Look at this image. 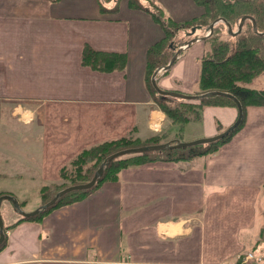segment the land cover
Returning a JSON list of instances; mask_svg holds the SVG:
<instances>
[{
	"label": "crops",
	"instance_id": "0c3cea01",
	"mask_svg": "<svg viewBox=\"0 0 264 264\" xmlns=\"http://www.w3.org/2000/svg\"><path fill=\"white\" fill-rule=\"evenodd\" d=\"M134 1L155 4L176 23L205 13L195 0ZM164 38L131 0H0V196L25 207L28 189L40 194L58 183L60 167L82 149L128 134L191 142L233 125L238 109L229 105L205 106L182 127L161 110L148 86V55ZM85 46L124 55V69L84 65ZM209 51L207 40L186 48L158 74L159 87L200 94ZM261 78L245 86L262 90ZM244 116L216 152L129 166L39 220L22 221L14 207L18 215H8L2 201L0 264H245L249 252L264 264V106H248Z\"/></svg>",
	"mask_w": 264,
	"mask_h": 264
},
{
	"label": "trees",
	"instance_id": "16d2710c",
	"mask_svg": "<svg viewBox=\"0 0 264 264\" xmlns=\"http://www.w3.org/2000/svg\"><path fill=\"white\" fill-rule=\"evenodd\" d=\"M131 1L132 5L151 13L154 20L160 24L165 33V38L149 50V74L158 66L167 65L175 52L182 45L188 43L189 40L205 36L210 24L218 18H224L234 26V24H238L242 16L251 15L257 21L258 30L264 32V0H195L198 5L204 8L205 13L200 19L185 23L174 22L170 17L166 16L162 8L153 3L149 5L150 7L144 8L138 1ZM247 25L250 31L247 30ZM194 27L197 28V31L193 35H190ZM224 30L227 33L226 25L222 22L218 23L214 27L213 34L206 39L209 45L211 44L212 48H210V51L201 61L199 86L202 91L200 94L210 91L231 93L240 100L244 111L246 107L251 105L264 106V89L257 90L245 86L251 84L258 76L264 73V36H259L254 33L252 22L247 20L240 35L235 37L239 38V45L233 49L230 43L219 41V35H221L219 31L224 33ZM198 31H202L201 35L197 34ZM179 33L181 36L184 35V37H186L185 40L181 41V44L171 40L173 37L177 38ZM249 33L251 34L246 35ZM82 62L84 65L90 66L96 70L111 71L124 69L125 57L122 54L99 52L89 46H85ZM149 74L148 86L155 94L157 104L166 116L180 127L192 120H200L201 110L205 106L229 105L236 107V104L231 99L218 96L203 99L200 101V104L188 103L175 98L163 99L153 89ZM171 100L178 101L176 107H172L173 104L170 103ZM244 122L245 116L234 132L225 139L209 145L145 153L116 159L106 168L103 177L97 181V184L92 189L87 191H76L62 197L55 205L47 209L45 213L84 199L96 187L104 182L117 181L121 170L129 166L153 161H189L199 156L214 153L219 149L222 143L228 141L232 135L242 127ZM166 138L167 134H163L161 136L150 137L143 141L132 135H127L114 141L104 142L82 151L68 166L60 170L59 176L65 180H70L73 185L87 183L93 178L99 166L109 155L127 148L166 143L164 142ZM89 165L92 166V170ZM70 167L74 169L70 171ZM47 188L48 187H44L43 192H45ZM23 205L25 206V202L22 203V206ZM42 216L43 215L34 216L31 218L22 217V221H36L41 219ZM261 242H264V228L261 231ZM3 245L4 244L0 246V249Z\"/></svg>",
	"mask_w": 264,
	"mask_h": 264
},
{
	"label": "water",
	"instance_id": "95a60500",
	"mask_svg": "<svg viewBox=\"0 0 264 264\" xmlns=\"http://www.w3.org/2000/svg\"><path fill=\"white\" fill-rule=\"evenodd\" d=\"M247 20L252 22L254 33H256L259 36H264V32H260L258 30V25H257L256 19L251 15H244L241 17V19L239 20V23H238V28L236 31H234L232 24L230 22H228L226 19L218 18L213 23H211L210 26L208 27V30H207L208 34H206L203 37H196V38H193L190 41H188V43H186L184 46H181L176 51V53L174 54V56L171 58V60L169 61V63L167 65L156 69L155 72L153 73L152 81H151L153 88L158 93V95H160L163 99L175 98V99H179V100H183V101H201V100L206 99L208 97H215V96L231 99L236 104V107L238 109V118L235 121V123L233 125H231L230 127H228L225 131H223L222 133H220L218 135L210 137V138L198 139V140L191 141V142H181L178 140L175 142L169 141V142L161 143V144L144 145V146H139V147L127 148V149H123V150H120L118 152H115V153H113V154H111L105 158V160L99 166V168L95 172L93 178L89 182L71 185L69 187H66V188L60 190L53 197V199H51L48 203H46L45 205L39 207L38 209H36L32 212H25L21 208L20 203L18 202L16 197L11 196V195L1 196L0 197V205H1V202L3 200L11 201L13 204V207L18 211V213L22 217L31 218V217H34V216L44 212L45 210L49 209L50 207L55 205L59 199H61L62 197L66 196L70 193H73L76 191H87V190L92 189L97 184V181L103 177L106 168L109 167L112 164V162L115 161L116 159H121V158H125L127 156L140 155V154H145V153H154V152H162V151H167V150H174V149L176 150V149L197 147V146H202V145H209V144H212V143H215V142H218L220 140L225 139L227 136H229L232 132H234L236 130V128L241 124V122L244 118L243 105L235 95L228 93V92H222V91H210V92L197 94V95L184 94V93L173 92V91H166V90H163L159 87V85L157 83V76L160 72L169 70L173 66V64L176 62V60L178 59V56L186 48H188L189 46H191L193 43H195L197 41H204L207 38H209L213 34L214 27L218 23H221V22L224 23L227 27L228 34L232 35L233 37H236V36L240 35V33L242 32L243 26ZM196 31H197V28L194 27L192 29V31L190 32V35H193L194 33H196ZM4 241H5L4 222H3L2 214L0 211V246Z\"/></svg>",
	"mask_w": 264,
	"mask_h": 264
},
{
	"label": "rangeland",
	"instance_id": "374dc122",
	"mask_svg": "<svg viewBox=\"0 0 264 264\" xmlns=\"http://www.w3.org/2000/svg\"><path fill=\"white\" fill-rule=\"evenodd\" d=\"M238 23H239V21H238ZM220 25V24H219ZM237 25L238 24H234V30L237 28ZM247 30H249L248 29V25H247ZM250 31V30H249ZM189 32V31H188ZM201 33H202V31H198V33L197 34H199V35H201ZM219 33L221 34V35H219V41H222V42H227V43H230V45H231V47L233 48V49H235L236 48V46H238L239 45V38H235V37H233L232 35H229L228 34V32L226 33V31L224 30V33H221V31H219ZM251 33H249V34H246V35H250ZM188 36V35H187ZM186 39V37H184V35L183 36H179V37H177V38H174L173 37V39H171V40H173V41H175V42H179L178 44H181L182 42L181 41H183V40H185ZM190 39V38H189ZM188 39V40H189ZM190 41V40H189ZM251 45H253V44H251ZM182 46H184V45H182ZM210 48H212V46H211V44H210ZM262 79H263V85H264V78H261L260 80H258L257 82H256V85L257 86H262V88H264L263 87V85H261V81H262ZM177 100H179V99H177ZM176 105L177 104H174L172 107H176ZM24 120V119H23ZM129 135V134H128ZM117 139H119V138H116V139H114V140H117ZM114 140H111V141H114ZM107 142V141H106ZM104 143V142H103ZM102 144V143H101ZM148 145H153V144H148ZM91 147H93V146H91ZM91 147H87V148H84V149H82L80 152H79V154L82 152V151H84V150H87V149H89V148H91ZM62 150V149H61ZM66 154H67V152L66 153H63L61 156H60V159H61V161L60 162H66L67 161V159H68V156H66ZM79 154H77L73 159H75ZM127 157H129V156H127ZM126 158V157H125ZM72 159V160H73ZM122 159V158H121ZM71 160V161H72ZM70 161V162H71ZM70 162L69 163H66L65 165H63L62 167H60V170L62 169V168H64L65 166H68L69 164H70ZM90 166V165H89ZM92 166H90V168H91ZM74 168H72V167H70V171L71 170H73ZM91 170H92V168H91ZM59 175H60V171H59ZM59 182L58 183H53V184H51V185H48V186H46V187H48L47 188V190L45 191V192H43V189H41L40 190V194H37V191L36 190H33V189H28V191H30L31 193H30V195H27L26 197H23L22 196V198L24 199V198H26V199H28V201H27V204H25V207H22V209L25 211V212H32V211H34V210H36V209H38L39 207H41V206H43V205H45L46 203H48L51 199H53V197L60 191V190H62V189H64V188H66V187H69V186H71V185H73V184H71V181L70 180H65L64 178H60V176H59ZM65 185V186H64ZM64 186V187H63ZM61 187H63V188H61ZM60 188V189H59ZM23 189V188H22ZM59 189V190H58ZM1 196H4V195H1ZM0 196V197H1ZM12 196V195H11ZM4 201V200H3ZM6 202H5V209H6V207L8 208V215L11 213L12 215H18V213H16V212H13V204H12V202L11 201H8V200H5ZM24 201H22V203H23ZM7 205V206H6ZM38 206V207H37ZM47 210H45L44 212H42V213H40V214H38V215H36V216H40V215H45ZM262 251L263 250H261L260 252L262 253Z\"/></svg>",
	"mask_w": 264,
	"mask_h": 264
},
{
	"label": "built area",
	"instance_id": "2783aa9c",
	"mask_svg": "<svg viewBox=\"0 0 264 264\" xmlns=\"http://www.w3.org/2000/svg\"><path fill=\"white\" fill-rule=\"evenodd\" d=\"M243 258V262L245 263V264H247L248 263V261H255L256 263H258V264H261L262 262H263V259H262V257H260V256H256L254 253H252V252H249V253H247V254H244L243 256H242Z\"/></svg>",
	"mask_w": 264,
	"mask_h": 264
}]
</instances>
